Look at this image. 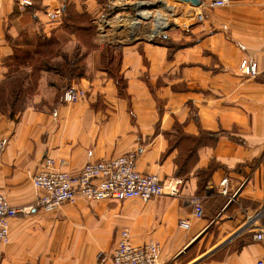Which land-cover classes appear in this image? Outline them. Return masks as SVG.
<instances>
[{
	"label": "crops",
	"instance_id": "0c3cea01",
	"mask_svg": "<svg viewBox=\"0 0 264 264\" xmlns=\"http://www.w3.org/2000/svg\"><path fill=\"white\" fill-rule=\"evenodd\" d=\"M104 1L31 0L21 9L17 0H0V80L16 46L55 43L69 58L86 50L82 76L42 70L39 91L21 112L12 116L0 108V194L14 206H34L10 219L0 264H97L101 252V264H113L122 229L137 245L158 242L157 264L264 259V241L231 240L217 248L264 203V0L217 7L202 0L205 18L185 30L180 50L138 41L124 47L116 71L105 66L102 47L87 49V24L79 20H92ZM58 8L63 14L53 21L50 13ZM63 58L53 55L51 62ZM246 58L257 63L256 76L240 69ZM71 83L86 88L87 97L66 103ZM179 135L200 142L188 164L190 139L177 144ZM132 151L140 172L159 175L167 190L178 182L179 193L148 202L78 196L51 211L37 205L45 191L34 186L31 173L46 157L66 160L65 169L77 174L87 162ZM195 196L204 203L201 218L194 214ZM182 218L190 220L189 229L179 227Z\"/></svg>",
	"mask_w": 264,
	"mask_h": 264
},
{
	"label": "built area",
	"instance_id": "2783aa9c",
	"mask_svg": "<svg viewBox=\"0 0 264 264\" xmlns=\"http://www.w3.org/2000/svg\"><path fill=\"white\" fill-rule=\"evenodd\" d=\"M143 1V0H140ZM152 1V0H148ZM156 1V0H155ZM21 9L31 5V0H17ZM193 9L192 17L196 21H203L205 13L201 9L205 5L196 6L186 2ZM229 0H212L210 6H224ZM180 4V2H179ZM156 10L157 8H151ZM63 14L61 8L50 13L53 21H58ZM142 21V20H141ZM169 21L171 19L169 18ZM141 23V22H140ZM139 23V24H140ZM170 26V23L167 27ZM166 27V28H167ZM163 29L157 33H151V39L161 36ZM240 69L245 75L256 76L258 67L255 61L243 59ZM86 88L77 83L69 84L63 92V100L66 103H76L87 97ZM5 149V141L0 138V159ZM138 154L135 151L109 157L106 159L87 162L79 173L73 174L66 168L67 161L57 160L50 156L46 157L41 168L31 173L34 186L45 191L37 203L43 209L51 211L59 208L64 203H73L78 196H84L94 200H128L140 199L148 202L154 198L169 194L177 195L180 191L179 183H172L167 190L163 180L157 174H144L137 168ZM228 187L222 190L228 194ZM235 194L231 196L230 202L234 200ZM195 216L201 218L205 215V207L201 197L195 196L192 199ZM34 206L17 207L0 194V241L8 243L10 240V219L21 213H31ZM264 217V203L260 210L251 215L247 221L248 230H254V238L264 241V226L258 225ZM179 227L189 229L191 222L182 218L178 222ZM161 246L158 242L150 240L144 244L137 245L132 242L128 229H122L113 251V264H157L160 258ZM105 260L103 252L99 254L97 264ZM30 264V263H22ZM255 264H264V259H259Z\"/></svg>",
	"mask_w": 264,
	"mask_h": 264
},
{
	"label": "rangeland",
	"instance_id": "374dc122",
	"mask_svg": "<svg viewBox=\"0 0 264 264\" xmlns=\"http://www.w3.org/2000/svg\"><path fill=\"white\" fill-rule=\"evenodd\" d=\"M139 1L140 0H105L103 8L92 18L91 31L83 36H87L88 39V42H86L87 49H90V45L93 46L94 50H99L102 47L100 50L101 53H115L117 54V56H119L124 52L125 46L132 45L133 43H136L138 41H147L153 44L168 46L171 53H175L180 50L185 43L182 38L183 35L187 33L185 30L190 26L196 25L198 23V21L191 18L193 8L190 7L186 2H182L180 0H168V2L175 4V9H173V11L167 10L165 7H162L159 4L160 2H158L159 0H154L152 2L142 1L140 3H157L155 5L144 7L148 8L149 11L152 10L151 12H149V14H152H148L149 16L147 15L140 24L133 25L132 22L137 17L136 10H138L137 7L133 5H135V3H138ZM154 7L158 9H151ZM159 13L164 14L167 19H171V21H169L170 26L167 27L165 31H162L161 36L151 39V31L154 28V23L156 30L155 17H157ZM82 20L86 21V19ZM90 35L93 39V41L91 42H89ZM85 51L86 50H83L82 52L86 53ZM24 58L25 57H20L17 62L11 61V64L16 65V67L18 68L19 65L23 63ZM38 78V73L34 74L31 78V93H33L34 95L39 91L38 85L40 84L39 82L41 79V75L40 78ZM58 93L59 92H57L55 95H58ZM8 101H12V99H9ZM5 108L9 109L10 107ZM234 201L235 198L231 202L233 203ZM260 208L258 210H260ZM256 212L252 213L251 215H254ZM247 221L248 219L241 223V225L223 241H226L233 235L237 234V236L232 240L233 242L239 244L262 243L263 241H258L254 238V230H248V228H246ZM259 224L261 226L263 224L264 226V217H262L260 222H258V225Z\"/></svg>",
	"mask_w": 264,
	"mask_h": 264
},
{
	"label": "trees",
	"instance_id": "16d2710c",
	"mask_svg": "<svg viewBox=\"0 0 264 264\" xmlns=\"http://www.w3.org/2000/svg\"><path fill=\"white\" fill-rule=\"evenodd\" d=\"M86 19V21L82 20ZM84 24H87L88 32L91 31V17L86 16L79 19ZM33 43H29V45L25 47H15L14 55L8 60L9 72L7 77L3 80H0V108L4 113H8L12 116L21 112L27 105V103L33 98L34 94L31 93V78L34 74L41 75L42 70L54 71L56 73L61 74L67 79L76 78L82 76L85 71V65L83 64V60L85 57L84 52L81 51L80 48L73 52L71 58L65 55L63 56V50L59 49L55 43H45L43 45L38 46L37 44L33 45ZM42 46V47H41ZM25 52V53H22ZM81 52V53H80ZM53 55H61L64 62L59 64H55L51 62ZM115 53H104L103 54V62L106 67H109L112 71H116L117 67L120 64L121 55L117 56ZM20 57H25L24 61L17 68L16 65L11 64V61L17 62ZM35 62V63H34ZM116 75V74H115ZM38 78V79H39ZM119 86H122V79L116 78ZM39 86V85H38ZM4 98V99H2ZM12 99V101H8ZM5 107H10L9 109ZM19 107V108H18ZM184 138L188 143L186 155L187 162H192L196 159V150L198 142V138L193 140L186 136H178L176 139V143L178 144Z\"/></svg>",
	"mask_w": 264,
	"mask_h": 264
},
{
	"label": "bare ground",
	"instance_id": "6f19581e",
	"mask_svg": "<svg viewBox=\"0 0 264 264\" xmlns=\"http://www.w3.org/2000/svg\"><path fill=\"white\" fill-rule=\"evenodd\" d=\"M143 1L150 2L148 0H143ZM152 1H154V0H152ZM140 2H142V1H139L138 3H140ZM147 2H143V3H140V4L135 3V5H133V6L137 7V9H138V10H136V16L137 17L132 22L133 25L139 24L141 22V20H143L149 14V12L152 11V10L149 11L148 8H144V7L150 6V5H155L157 3V2H154V3H147ZM158 2H160L159 4L162 7H165L167 10H170V11L172 10L173 11V9H175V4L168 2V0H159ZM150 14H152V13H150ZM155 20H156V30H158V31H161L162 29H165L167 27V25L170 23L169 19H167V17L164 14H161V13H159L157 15V17H155ZM154 30H155V23H154V28L152 29L151 33H157L158 32V31H156V30L154 31Z\"/></svg>",
	"mask_w": 264,
	"mask_h": 264
},
{
	"label": "water",
	"instance_id": "95a60500",
	"mask_svg": "<svg viewBox=\"0 0 264 264\" xmlns=\"http://www.w3.org/2000/svg\"><path fill=\"white\" fill-rule=\"evenodd\" d=\"M180 1L191 2L193 5H196V6H199V5H201V3H202V0H180ZM236 236H237V234H236V235H233V236L230 237L228 240H226V241L223 242L221 245H219L217 248L222 247V246L225 245L226 243L230 242V241L233 240ZM217 248H216V249H217ZM216 249H214V250H216ZM214 250L211 251V252L209 253V255L212 254V253L214 252Z\"/></svg>",
	"mask_w": 264,
	"mask_h": 264
}]
</instances>
